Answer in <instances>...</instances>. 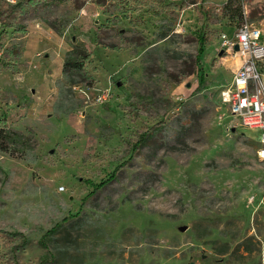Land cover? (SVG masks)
I'll return each instance as SVG.
<instances>
[{
    "label": "rangeland",
    "instance_id": "374dc122",
    "mask_svg": "<svg viewBox=\"0 0 264 264\" xmlns=\"http://www.w3.org/2000/svg\"><path fill=\"white\" fill-rule=\"evenodd\" d=\"M183 1L45 0L0 23V118L29 140L0 152V264L51 253L49 264H264V162L257 132L222 101L240 59L221 46L242 22L264 27V0H197L207 18ZM73 44L91 51L96 83L74 86L78 107L58 115L56 76ZM37 86L54 90L43 104ZM180 113L189 126L134 149ZM79 218L77 250L62 261L45 240Z\"/></svg>",
    "mask_w": 264,
    "mask_h": 264
},
{
    "label": "trees",
    "instance_id": "16d2710c",
    "mask_svg": "<svg viewBox=\"0 0 264 264\" xmlns=\"http://www.w3.org/2000/svg\"><path fill=\"white\" fill-rule=\"evenodd\" d=\"M45 0H16L14 4H9L5 0H0V23L3 26H14L17 24L19 19L26 14L30 9ZM183 7H187L189 4L194 5L199 17L207 18L208 13L205 11L201 2L194 0L193 3L182 2ZM199 50L197 54V60H200L204 47L206 46L207 39L203 32L198 35ZM108 49L118 51L114 45L103 46ZM92 60L91 51L83 45L73 44L68 51H66L62 70L61 79L56 85L57 88V99L54 102L52 109L55 114L66 115L73 112L79 105L77 99H75L73 87L79 84L85 85L91 88L95 83L96 79L87 71V65ZM191 73L186 74L189 76ZM179 83L182 80L178 81ZM191 108L190 106L187 107ZM190 119L185 115V113H180L175 117V121L171 124H165L160 121L151 127L149 134L145 133L138 137L135 142L134 149L137 151L143 145H146L148 141L157 136L158 134L165 133L170 136H176L179 129L185 128L190 125ZM5 121L0 118V152L10 153L14 152L23 153L27 148H29V140L22 134L9 130L5 127ZM114 178V175L111 176ZM86 219L79 218L74 221H69L66 225H59L50 231V236L45 240L51 243L54 247L55 252L59 255L61 260H65L67 256H73L72 251L77 250L78 238L70 234L71 230L78 231L87 221ZM56 233H61L62 237L56 235ZM54 252V255H55ZM52 254V253H51ZM51 254L44 258V263L49 264L54 262V257Z\"/></svg>",
    "mask_w": 264,
    "mask_h": 264
},
{
    "label": "built area",
    "instance_id": "2783aa9c",
    "mask_svg": "<svg viewBox=\"0 0 264 264\" xmlns=\"http://www.w3.org/2000/svg\"><path fill=\"white\" fill-rule=\"evenodd\" d=\"M14 4L16 0H5ZM36 28L41 29L40 24ZM264 27L242 22L233 38L223 35L222 48L238 55L240 66L232 74L228 86L222 92V101L240 126L257 132L256 157L264 162ZM237 45L238 50H234ZM102 94L98 100H105Z\"/></svg>",
    "mask_w": 264,
    "mask_h": 264
},
{
    "label": "crops",
    "instance_id": "0c3cea01",
    "mask_svg": "<svg viewBox=\"0 0 264 264\" xmlns=\"http://www.w3.org/2000/svg\"><path fill=\"white\" fill-rule=\"evenodd\" d=\"M197 1V0H196ZM92 4L88 3L86 4L84 7H83V11H91L92 10ZM97 7V6H96ZM98 8H101L98 6ZM99 11V10H98ZM42 29V28H41ZM39 29V30H41ZM35 46V42L34 40H32V38L30 37V39L28 40V47L31 49ZM31 53V51H29V54ZM48 58V61L46 62V64L49 66V69H50V66H52V63L55 59L52 58L51 54L47 57ZM240 62L238 63L237 67L233 70V73L238 69V67L240 66ZM62 64H63V60L61 59V62L59 63V75L56 76V80H58L60 78V74H61V70H62ZM41 75V74H39ZM39 75H32L31 78H32V82L35 80V78H37ZM43 75H47L49 76L50 73H49V70L48 69H43ZM44 76V77H45ZM38 87V86H37ZM54 94V90L53 88L52 89H48L47 87H44L42 86L41 88H31L30 89V93H31V97H33L34 101H36L37 103L39 104H43L44 102H46L49 98H51V93Z\"/></svg>",
    "mask_w": 264,
    "mask_h": 264
},
{
    "label": "water",
    "instance_id": "95a60500",
    "mask_svg": "<svg viewBox=\"0 0 264 264\" xmlns=\"http://www.w3.org/2000/svg\"><path fill=\"white\" fill-rule=\"evenodd\" d=\"M234 50L237 51L238 50V47L237 45L234 46Z\"/></svg>",
    "mask_w": 264,
    "mask_h": 264
}]
</instances>
